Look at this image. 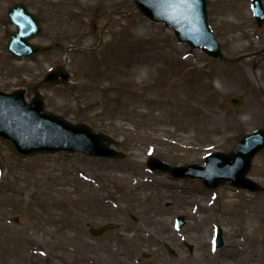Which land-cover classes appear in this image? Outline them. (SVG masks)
Returning <instances> with one entry per match:
<instances>
[{"label":"rangeland","instance_id":"374dc122","mask_svg":"<svg viewBox=\"0 0 264 264\" xmlns=\"http://www.w3.org/2000/svg\"><path fill=\"white\" fill-rule=\"evenodd\" d=\"M208 1L225 55L245 56L240 63L215 61L161 23L129 18L131 0H0V90L29 92L68 56L70 83L42 89L48 112L112 136L126 154L20 160L0 145V264H264V193L229 183L208 190L147 168L150 158L203 165L264 127V26L250 0ZM16 3L41 19L35 42L50 51L29 59L6 51L15 30L6 13ZM235 95L241 107L230 104ZM249 176L264 187V152ZM108 223L118 228L90 233ZM218 226L224 247L216 250Z\"/></svg>","mask_w":264,"mask_h":264},{"label":"water","instance_id":"95a60500","mask_svg":"<svg viewBox=\"0 0 264 264\" xmlns=\"http://www.w3.org/2000/svg\"><path fill=\"white\" fill-rule=\"evenodd\" d=\"M136 12L153 22L164 23L172 29L176 39L187 43L193 49H200L210 58L223 63H238L243 58L227 57L209 24L207 0H132ZM254 15L264 24L262 0H253ZM136 13L130 15L132 17ZM9 20L17 26L8 44V52L13 56L31 57L40 54L44 48L30 41L42 32L40 20L30 13L26 6L15 5L9 11ZM71 74L64 66L51 70L30 93L34 95L27 102L25 89L11 93L0 91V144L14 156L27 159L39 154L58 152L82 153L90 157L123 159L124 152L113 146L116 141L104 133L95 132L85 123L74 124L65 118L48 113L40 89L47 86L67 85ZM241 96H233L230 103L240 107ZM264 151V128L245 135L228 154H209L204 165L171 167L167 163L152 158L148 161L151 170L170 173L175 179H200L208 189H216L227 182L238 189L252 193L263 192L264 188L248 177L254 158ZM177 228L185 225V218L178 219ZM113 228L107 226L96 234ZM223 231L217 230L216 247H222ZM171 254L174 250L168 247Z\"/></svg>","mask_w":264,"mask_h":264},{"label":"flooded vegetation","instance_id":"af4514ba","mask_svg":"<svg viewBox=\"0 0 264 264\" xmlns=\"http://www.w3.org/2000/svg\"><path fill=\"white\" fill-rule=\"evenodd\" d=\"M264 1V0H263ZM261 27H263V26H261ZM260 28V27H259ZM42 44H45V43H42ZM46 45V44H45ZM50 51V50H49ZM92 228H90V230H91Z\"/></svg>","mask_w":264,"mask_h":264}]
</instances>
